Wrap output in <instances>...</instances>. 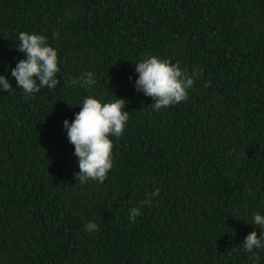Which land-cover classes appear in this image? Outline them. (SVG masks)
Wrapping results in <instances>:
<instances>
[{"label":"trees","instance_id":"trees-1","mask_svg":"<svg viewBox=\"0 0 264 264\" xmlns=\"http://www.w3.org/2000/svg\"><path fill=\"white\" fill-rule=\"evenodd\" d=\"M21 32L56 50V88L11 77ZM149 56L193 77L186 100L135 90ZM0 76V264H264L242 246L264 231V0H0ZM112 94L129 120L82 184L63 121Z\"/></svg>","mask_w":264,"mask_h":264},{"label":"clouds","instance_id":"clouds-1","mask_svg":"<svg viewBox=\"0 0 264 264\" xmlns=\"http://www.w3.org/2000/svg\"><path fill=\"white\" fill-rule=\"evenodd\" d=\"M18 39V52L26 58L20 60L11 70V77L15 79L17 86L26 96L38 93L43 87L56 88L60 83L57 79L59 68L56 50L48 46L46 38L42 35L21 32ZM135 72L138 74L135 90L143 92L146 97L155 101L150 106L154 110L166 109L186 100L187 89L194 83L193 77L181 70L178 63L173 64L170 60H161L155 56H149L135 64ZM71 83L73 86L79 83L82 87H91L97 81L92 72H87ZM0 86L5 92L13 90L11 83L4 76H0ZM112 96L114 101L107 103L92 96L85 98L72 123L69 125L67 119L63 121L68 142L74 146L73 155L77 157L79 173L76 179L82 184L89 180L102 184L113 167V143L109 137L119 138L123 134L130 113L125 111V100L116 99L113 94ZM154 195H159V189ZM137 215L139 211L133 209L130 218L134 220ZM253 223L264 228V216L254 214ZM94 227L95 225H88L89 229ZM242 246L250 253L254 249L264 248V231H260L259 237L256 231H252L246 236ZM252 259L255 262L259 257L253 255Z\"/></svg>","mask_w":264,"mask_h":264}]
</instances>
